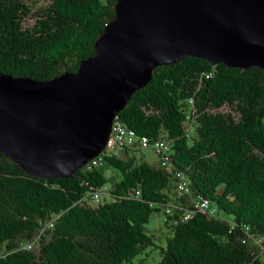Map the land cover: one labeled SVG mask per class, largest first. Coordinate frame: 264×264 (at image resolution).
Masks as SVG:
<instances>
[{"label": "trees", "instance_id": "1", "mask_svg": "<svg viewBox=\"0 0 264 264\" xmlns=\"http://www.w3.org/2000/svg\"><path fill=\"white\" fill-rule=\"evenodd\" d=\"M116 1L0 0V73L75 71ZM114 120L150 145L104 149L101 164L56 178L0 151V264H144L132 258L153 244L145 223L160 210L170 234L156 264H264L263 68L157 65ZM160 139L164 164L135 154Z\"/></svg>", "mask_w": 264, "mask_h": 264}, {"label": "water", "instance_id": "2", "mask_svg": "<svg viewBox=\"0 0 264 264\" xmlns=\"http://www.w3.org/2000/svg\"><path fill=\"white\" fill-rule=\"evenodd\" d=\"M114 10L75 71L0 73V151L29 174L66 177L99 155L157 65L195 56L264 69V0H117Z\"/></svg>", "mask_w": 264, "mask_h": 264}, {"label": "rangeland", "instance_id": "3", "mask_svg": "<svg viewBox=\"0 0 264 264\" xmlns=\"http://www.w3.org/2000/svg\"><path fill=\"white\" fill-rule=\"evenodd\" d=\"M118 153H121L122 150H118ZM137 156H143L147 160L159 164L160 156L153 149H143L138 150L135 153ZM161 164V163H160ZM101 170L105 172L109 177V181H113L117 174L114 170L109 167H101ZM109 185V183H108ZM102 198H107L106 195H102ZM165 214L163 211L152 212L148 221L145 223V232L149 235H153V244L147 245L144 247L139 254L132 258L133 263H137L141 260L144 264H156L160 259V245H165L166 237L170 234L169 228L165 225ZM5 251L3 244L0 245V255Z\"/></svg>", "mask_w": 264, "mask_h": 264}, {"label": "built area", "instance_id": "4", "mask_svg": "<svg viewBox=\"0 0 264 264\" xmlns=\"http://www.w3.org/2000/svg\"><path fill=\"white\" fill-rule=\"evenodd\" d=\"M136 140L137 139L134 136V131L132 129L123 123L114 120L110 134L106 140L105 149L107 152H116L121 150L123 147L132 144ZM137 141L142 147H148L150 145L145 137L139 138ZM151 146L152 149L160 156V163L164 164L167 156H163V153L167 149V143L160 139L152 143ZM101 161L102 158L101 155H99L92 158L89 163L93 165H99L101 164ZM93 198L98 199V194L94 193Z\"/></svg>", "mask_w": 264, "mask_h": 264}, {"label": "bare ground", "instance_id": "5", "mask_svg": "<svg viewBox=\"0 0 264 264\" xmlns=\"http://www.w3.org/2000/svg\"><path fill=\"white\" fill-rule=\"evenodd\" d=\"M104 149H105V148H104ZM104 149H103V150H104ZM103 150H102V152H103ZM102 152H101L99 155H101V154H102ZM99 155H97V156H99ZM94 157H96V156H94ZM94 157H92V158H94ZM92 158H91V159H92ZM91 159H90V160H91ZM90 160H88V162H87L86 164H84V165H87V164H89V161H90Z\"/></svg>", "mask_w": 264, "mask_h": 264}]
</instances>
